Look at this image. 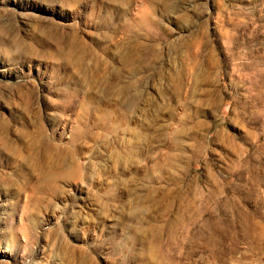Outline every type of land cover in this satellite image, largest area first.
Masks as SVG:
<instances>
[{
  "label": "rangeland",
  "instance_id": "obj_1",
  "mask_svg": "<svg viewBox=\"0 0 264 264\" xmlns=\"http://www.w3.org/2000/svg\"><path fill=\"white\" fill-rule=\"evenodd\" d=\"M0 264H264V0H0Z\"/></svg>",
  "mask_w": 264,
  "mask_h": 264
}]
</instances>
